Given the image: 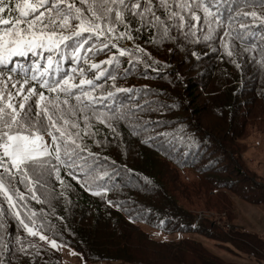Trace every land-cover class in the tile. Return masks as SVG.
Instances as JSON below:
<instances>
[{
	"label": "trees",
	"instance_id": "1",
	"mask_svg": "<svg viewBox=\"0 0 264 264\" xmlns=\"http://www.w3.org/2000/svg\"><path fill=\"white\" fill-rule=\"evenodd\" d=\"M71 1L81 6L80 0H70V2ZM143 1L144 0H141V2ZM187 2L191 3V0ZM203 2L210 7L214 14L211 18L213 29L211 36L207 39L205 38L208 34V25L203 21V10L197 8L194 10L197 11L201 19L198 22L191 21L189 16L186 24L197 23L198 28L192 29L195 35H184V39L194 42L196 48L202 50L203 53L199 58L202 63L215 65L216 78L220 80V83L214 85H216L220 91L227 93L231 102L233 98V88L241 87L243 88V94L247 93L245 86H241V81H245L244 79L253 75L252 70L255 68L264 69L260 63L262 54H264L262 53V50H264V30H257L251 23L250 17L244 20V23L249 25L246 31L240 30L238 22L230 20V16H235L238 10L247 11V8H237L238 5L243 4L244 0H203ZM5 3H8V0H5ZM167 3L172 5L174 0H167ZM14 4L15 0H13V6ZM152 5L155 15L160 17L161 25L167 24L168 33L173 28L181 31L178 26V18L175 22L170 21L165 9L160 6V0H152ZM216 5H218V7ZM141 6L143 7V4H141ZM84 10L86 13V8ZM172 10L175 11V8L173 7ZM217 13L221 17L219 25H217L215 21V14ZM130 16L131 15L128 17ZM5 18H8L7 14H5ZM146 19L148 21L147 23H143L140 20L137 22L133 19L131 20L130 26L118 25L114 39V42L118 46L117 48H113L111 44L102 48L101 42L107 43V41H104L103 37L96 39L94 36L88 34L89 43L86 46V52L98 57L104 56L105 61L111 57H114V59L111 64L103 63L100 69L104 70V75L98 80L94 79L96 72H85L86 79H94V84L99 85L94 91L88 88V86H84L85 90L90 91L95 97L84 113L89 119L86 122L80 114V109L77 108L75 114L69 116L70 122L67 126L69 132L79 133L78 142L88 151L92 150L91 145L96 143L94 148L98 151H95V153L101 163L99 171L108 163L116 165L119 170L124 168L126 176L122 178L117 177L111 185H108L110 180L108 177L97 179L91 182V190H86L89 188V184L78 183L76 180H73L71 175L59 173L60 179H57L56 174L52 172L50 168L44 170L41 174L39 171H35L30 167L28 171L33 180L31 190L28 187L27 180L21 182L19 173H17L16 182L12 189L14 203L18 206L21 217L28 224H32L28 216L35 213V223H39L41 229H43L40 235H47L50 237V240H55L56 244L66 246L78 254L81 253V256L91 263L111 264V262H117L119 264H136L141 262V264H223L221 259L208 253L202 245L198 244L196 241L189 240L190 238L184 237L181 240H174L172 242L153 241L145 232L136 228V226L129 222L130 220L135 221L139 216H145L151 219L152 224L150 226L154 230H159L162 227L169 232L180 231L184 235L194 232L204 235L207 238L213 237L217 239L214 232L208 229V226L212 225L211 222H207V227L200 226L199 224L193 227L192 216L186 214L182 209H177L176 199L173 195L169 196L165 194L164 198H159V196L156 195L161 191V187L158 180L155 178L156 169L153 167L154 164L152 159L148 162V165L151 167H148L147 170L151 171L153 176L142 169L134 168L132 164L137 165L138 162L133 163L132 161H128L127 164H125L119 163L112 158L119 148L116 145H114L113 148L110 147V141H112L113 138H121L125 134V131L135 139L140 130L128 122H126V126L129 130L127 127L121 125L122 120L127 121L126 119L128 118H126L111 122L115 128V132H113L105 124L100 123L94 115V112L96 115H99L100 113H117V110L121 113V108L125 103V97L129 98V94L134 93L136 88L144 87L142 84L123 82V80L128 78L135 81L140 75L148 73L149 69L147 66L135 59V57H137L136 54H127V56L124 57L119 54L117 49L123 47L121 44L129 42V36H131V39L134 38V36H138L143 41L145 38H150L151 33L166 37L163 35V27L161 25H158L156 28L151 26L152 13H148ZM73 22L74 24L72 25L74 26L77 22ZM255 24L259 25L262 24V22L257 21ZM226 26L229 32L235 29V31L240 34V38H237L235 34L233 36L227 35L224 30ZM121 33H125V35L121 36ZM222 38L223 42L228 45V51L233 53L231 56L227 54L222 44ZM93 48H95V50H93ZM248 61H251L253 64L248 66L245 64ZM69 71L70 70L65 72L60 71V73L61 75L67 74ZM7 74L8 72L0 70V77H2V79H0V90H3L5 95L11 89L12 83H15V81H9L7 79ZM109 77H114V79ZM189 79L190 87L187 91L188 95H190L189 97H192L194 95L193 91L196 89L192 84H197V81L194 78ZM72 82L79 84V76L72 79ZM30 84H32L37 91L41 90L39 89L38 83L30 82ZM26 86L29 85H25V89ZM175 87L177 88L174 89L172 84L173 95L177 98V102L179 103V100L180 102L182 100L181 95L185 87L181 84H177ZM116 88L127 89V91L117 92ZM15 90L16 89H12L13 92H15ZM176 90L179 92L177 93ZM109 92L112 93L110 97L107 95ZM263 93L264 90L262 91V94ZM61 97L64 96L61 95ZM64 99L65 97L63 100ZM15 100L17 101L15 106L18 108V97H16ZM70 102L73 105L77 104L74 96L71 98ZM248 102L249 99H247L246 105ZM84 103L87 104L88 102L84 101ZM238 103L239 105L235 103V107L238 109L245 106L244 101L242 103L239 101ZM261 107L264 109V103ZM194 108L197 109L196 107ZM33 110L35 111V104ZM181 110L188 113V104L186 102L182 105ZM242 112L245 113L246 111ZM262 118L264 117H261V119ZM172 121H174L173 118ZM73 122L78 125V128L71 127ZM86 123L88 124L87 130L85 129ZM235 125L239 128L237 122ZM169 132L175 136L174 142L172 143L173 147L178 149V158L172 160L174 164L185 165L188 161L189 163L197 162L198 172H201L203 167H207L209 175L215 174L216 178L214 180L207 181L214 183L218 188L231 189L234 186H241L242 190L246 191L248 195L252 194L251 197H263L264 184L257 180L255 176L243 171L241 165L235 166V164L233 168H230L229 164H227L231 159L230 155L228 153L219 152L213 137L211 138L206 133H203L200 134V142H197L194 132H188V135L185 137L181 136V132H173V130ZM185 146H189V148ZM150 153L156 154L154 150ZM137 155L140 159L144 158L146 160H148L150 156L149 152L144 153L142 151H139ZM153 157L155 156H152V158ZM211 169H214V174L211 173ZM233 173H237L242 177H234L232 180L230 178L221 177V174L233 176ZM0 174H3V172ZM133 179H139L143 182L144 186H148L151 195L147 197L154 196L155 198L151 203L144 200V197L137 202V209L139 210V206L142 208V212L139 216H130L128 213L125 214L124 211H120L117 207L121 206L122 208L123 205H127V203L128 205L131 204V198L128 195L125 194L126 196H117L115 198L106 195L115 188H121L124 184H128L126 189H129V185L134 184ZM61 180L63 181L62 183ZM100 186L111 187L107 188V192H100L99 195H94L93 192L100 191ZM17 191L28 193L27 197H23L22 199L18 198L16 196ZM32 192L36 193L37 199L32 198ZM54 193L63 194L64 196L57 195L56 197L45 198L49 194ZM193 195L196 197V193H193ZM254 204L263 205V201L256 200ZM130 206L133 207V205ZM26 211L27 215H25ZM10 213L11 211L9 210L5 197L0 194V264H35V256L42 258V254L47 250L46 245H41L39 243L40 238L36 235L22 239L21 233L24 227ZM80 220L84 221L79 222ZM106 221L113 223L114 228L112 231L108 230L106 232L107 242H101L98 224ZM203 222L200 224L203 225ZM7 224H9V226H7ZM213 224V230H218L217 224H215V222H213ZM129 229H132L131 235L128 234ZM228 231L233 235L232 239L227 237L228 240H225L226 243H229V245L241 251L244 247L240 242L245 240V247L249 250L246 255L260 256L259 252L261 250L262 241L254 233L242 232L237 228L228 229ZM132 234L141 236L139 239L140 242H137L132 237ZM89 241L90 244L94 243L98 247V250L93 251L87 249V242ZM141 241L154 245L156 248L155 251H148V249L142 247L143 243H141ZM13 251L14 253H12ZM28 254L35 256L34 258H27L26 256ZM4 255L6 256L5 258ZM56 264L61 263L57 260Z\"/></svg>",
	"mask_w": 264,
	"mask_h": 264
},
{
	"label": "rangeland",
	"instance_id": "2",
	"mask_svg": "<svg viewBox=\"0 0 264 264\" xmlns=\"http://www.w3.org/2000/svg\"><path fill=\"white\" fill-rule=\"evenodd\" d=\"M248 2L255 5L258 0H248ZM125 24L130 26L127 19ZM185 33H188L187 27L181 31L173 28L166 37L151 33L150 38L144 39L147 42L134 36L128 40L129 42L124 43L122 48H118L127 49L124 57L129 53L136 54L140 58L139 61L147 66L149 71L140 75L135 81L128 78L123 80V82L139 83L144 86L136 88L134 93L129 94V98L125 97V103L121 108V113L125 115L124 119L128 118L127 121L122 120L121 125L127 127L126 122H128L137 127L140 130L137 138L134 139L125 131L121 138H113L110 141V147L113 148L116 145L119 148L112 157L115 161L125 164L128 161L138 162L137 165L131 164L134 168L142 169L150 175L152 173L147 168L151 167L148 162L152 159L153 167L156 169L157 177L155 176V178L161 187V191L156 195L159 198H164L165 194L173 195L176 199L177 209H182L186 214L192 216L193 227L198 226L197 224L207 227V222H211L212 225L215 222L218 230H213L212 225L208 226V229L214 232L217 239L207 238L194 232L187 235L180 231L169 232L162 227L159 230L152 229L151 219L139 216L142 208L139 206L138 210L136 204L143 197L149 203L153 202L155 198L154 196L147 197L151 195L149 187L144 186L139 179H133L134 184H130L129 189H126L128 184H124L121 188H115L106 195L114 198L128 195L131 198L130 205L133 207L128 203L122 208L121 206L117 207L125 214L139 216L135 221L130 220L129 222L145 232L153 241L172 242L187 237L202 245L211 255L221 259L223 264H255V260L246 255L249 250L245 247V240L240 242L244 247L241 251L226 243L225 240H228L227 237L232 239L233 234L229 233L228 226H233L242 232L254 233L262 241L261 249L264 248V195L263 197H251L252 194L248 195L241 186H234L231 189L218 188L214 183L207 181L216 178L214 169L210 170L214 175L208 174L207 167H203L201 172H198L197 162L189 163L188 161L185 165L174 164L172 160L178 158V149L173 147L175 136L169 131L181 132L183 137L187 136L188 132H194L197 142L201 140L200 134L206 133L214 138L220 153L230 155L231 159L227 162L230 168H233L235 164V166L241 165L243 171L255 176L264 184V118L261 119L264 117V109L261 107L264 103V93L262 94L264 69L255 68L252 70L253 75L244 79L245 81H241V86H245L247 93L243 94L241 87L233 88V98L230 102L228 94L216 87L220 80L216 78L215 65L200 61L202 50L197 49L194 42L186 41ZM187 35H191V33ZM118 49L117 51H119ZM137 49L141 51H137ZM104 59V56L96 55L88 58L89 61L100 65V67L103 66L101 62L105 61ZM245 64L250 66L253 63L248 61ZM82 67L89 68L87 72L90 73H95L98 70L92 69L90 64L86 63L80 66V68ZM189 78H194L197 81V84H192L196 87L192 97H189L187 91L190 87ZM176 83L185 87L181 95L182 100L181 102L179 100V103L172 91V84L176 89ZM176 92L179 91L176 90ZM247 99L249 102L246 105ZM239 101L245 103L241 109L235 107V103L239 105ZM184 102L188 104V113L181 110ZM34 114L35 111L32 112L33 116ZM236 122L239 124V128L236 127ZM43 142L47 144V136H43ZM95 144L91 145V148L98 151L94 148ZM185 147L189 148V146ZM153 150L156 154L150 153ZM139 151L149 152V159H140L137 155ZM152 156L155 157L152 158ZM95 176L108 177L110 179L108 185H111L117 177H125L126 172L124 168L119 170L116 165L106 163ZM221 177L232 180L234 177L242 176L233 173V176L221 174ZM193 193H196V197ZM57 195L64 196L54 193L43 197L52 198ZM256 200H262L263 205L254 204ZM202 222L203 225L200 224ZM113 226L114 224L110 221L98 224L101 242H107L106 232L112 231ZM131 233L132 229H129L128 234L131 235ZM44 236L47 239L40 240L39 243L43 246L46 245L47 250L42 254V258L34 255L35 264H56L57 260L61 264H97L88 262L81 256V253L78 254L66 246L56 244V247H52L48 242L50 237ZM132 237L140 242L141 236L138 234H132ZM87 243V249L98 250L94 243L90 244V241ZM141 243H143L142 247L148 251L156 249L154 245L142 241ZM34 256L28 254L26 257L34 258ZM111 264L119 263L111 262ZM136 264H141V262Z\"/></svg>",
	"mask_w": 264,
	"mask_h": 264
},
{
	"label": "snow or ice",
	"instance_id": "3",
	"mask_svg": "<svg viewBox=\"0 0 264 264\" xmlns=\"http://www.w3.org/2000/svg\"><path fill=\"white\" fill-rule=\"evenodd\" d=\"M77 6L70 0H0V66H4L8 70L9 81L12 83L11 89L5 95L0 90V194H2L9 206V210L13 211L15 218L24 227L29 235H39L40 240H46V236L40 235L30 227L28 223L21 217L20 211L16 209L14 197L12 195L13 185L16 182L17 173L21 182L27 180L29 189L33 185V180L29 175L28 169L31 167L41 174L44 170L49 169L54 172L57 179H60L58 165H62L65 169L74 170L76 168L87 169L85 172L84 184H89L91 190V182L102 179V176H92L93 167H89L85 158L81 156V152L87 151L83 148L79 141V133H72L67 130L69 124V116L75 114L76 109H80L82 118L87 122L89 117L84 115L88 106L95 97L90 91L85 90L84 86L95 90L99 85L94 84V79L98 80L104 75V70L100 69V65L92 63L87 59L85 53V63L90 64L92 69H98L94 79L85 78V70L82 68L72 69L67 74L60 76L55 73L60 72L59 60H63L60 56L53 69V56L58 55L62 50H71L73 61L78 60L85 45L89 43L82 35L84 33L94 36L96 39L104 38L107 43H102V48L111 44L113 48H117L114 42L115 31L119 24H125V15L131 12L133 16H139L141 22L147 23L148 13H152L151 26L156 28L161 25L160 17L155 15L152 0H144L143 7L141 0H80ZM162 6L168 14V19L175 22L178 18L179 28L183 30L188 28V33L195 35L192 29H197V23L186 24L188 17L191 21H199L197 11L203 10V21L208 25V34L205 38H209L213 31L212 17L213 12L203 0H174L172 5L167 0H160ZM218 7V5H216ZM248 0H244L242 5L237 8H247ZM255 7L264 6V0H258ZM173 7L175 11H173ZM86 8V13L85 9ZM114 13V18H113ZM7 14L8 18H5ZM187 14V15H185ZM251 17L253 21H261L264 23V16L259 15L256 11H237L235 16H230V20L239 23L241 31H246L249 27L244 20ZM239 18V19H238ZM72 21H76L74 27ZM217 25L221 22L219 14H215ZM163 35H168L167 24H162ZM225 33L229 36L240 38V34L233 29L229 32L227 26ZM188 33H185L187 35ZM121 36L125 33H121ZM131 39V36L128 37ZM222 44L229 56L233 53L228 51V45ZM63 46V49H62ZM95 50V48H93ZM121 56L125 55L127 49H118ZM47 51L49 55L46 61L40 65L38 61H33L31 66V75L23 71V66H12L8 62L16 57H25L31 54L33 58ZM137 51H141L137 49ZM264 53V50H262ZM130 54V53H129ZM114 57L101 63H112ZM139 60V57H135ZM261 66L264 67V54L261 57ZM79 76V84L73 83L74 76ZM114 79V77H109ZM2 79V77H0ZM38 83L39 89H46L49 94L45 95L44 91L35 89L32 84ZM18 85V88H17ZM25 85H29L25 90ZM12 89H16L15 92ZM117 92L127 91V89L116 88ZM61 95L65 97L60 100ZM109 97L111 92L107 94ZM75 97L76 105L70 100ZM19 97L18 108L15 106ZM34 98L35 116L32 115V101ZM84 101L88 103L85 104ZM41 113L42 118H41ZM95 118L100 123L105 124L113 132L112 121L124 119V113H100ZM62 122V123H61ZM72 128H78L76 123L71 124ZM88 124H85L87 130ZM47 132L53 142L52 145L43 142V133ZM56 133L59 135L57 136ZM54 146V147H53ZM79 149V151H77ZM91 155V154H89ZM55 158V164H51L52 157ZM106 175V174H105ZM73 179L77 176L73 173ZM63 181L61 180V183ZM79 182V181H78ZM100 192H107V188L100 186L99 192H93L99 195ZM16 196L23 198L22 194L17 191ZM32 198L37 199L36 193L32 192ZM27 215V211L25 212ZM35 213L28 216V219L35 224ZM52 247H56V241H48ZM23 250V249H22Z\"/></svg>",
	"mask_w": 264,
	"mask_h": 264
},
{
	"label": "built area",
	"instance_id": "4",
	"mask_svg": "<svg viewBox=\"0 0 264 264\" xmlns=\"http://www.w3.org/2000/svg\"><path fill=\"white\" fill-rule=\"evenodd\" d=\"M251 258H252V256H251ZM257 264H264V261H257Z\"/></svg>",
	"mask_w": 264,
	"mask_h": 264
}]
</instances>
